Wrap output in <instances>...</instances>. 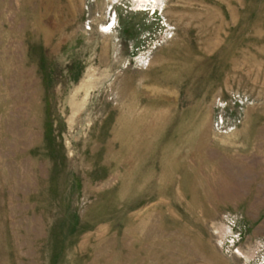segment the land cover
Here are the masks:
<instances>
[{"label": "rangeland", "instance_id": "rangeland-1", "mask_svg": "<svg viewBox=\"0 0 264 264\" xmlns=\"http://www.w3.org/2000/svg\"><path fill=\"white\" fill-rule=\"evenodd\" d=\"M0 264H264V0H0Z\"/></svg>", "mask_w": 264, "mask_h": 264}]
</instances>
